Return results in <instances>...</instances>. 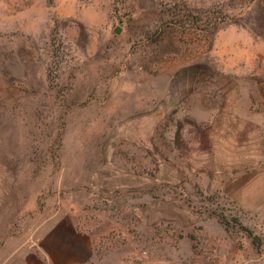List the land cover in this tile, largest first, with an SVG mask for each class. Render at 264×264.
<instances>
[{
	"label": "rangeland",
	"instance_id": "obj_1",
	"mask_svg": "<svg viewBox=\"0 0 264 264\" xmlns=\"http://www.w3.org/2000/svg\"><path fill=\"white\" fill-rule=\"evenodd\" d=\"M61 220L88 264H264V0H0V264Z\"/></svg>",
	"mask_w": 264,
	"mask_h": 264
},
{
	"label": "crops",
	"instance_id": "obj_2",
	"mask_svg": "<svg viewBox=\"0 0 264 264\" xmlns=\"http://www.w3.org/2000/svg\"><path fill=\"white\" fill-rule=\"evenodd\" d=\"M93 241L71 222L58 221L42 231L41 242L22 256L26 264H88Z\"/></svg>",
	"mask_w": 264,
	"mask_h": 264
},
{
	"label": "water",
	"instance_id": "obj_3",
	"mask_svg": "<svg viewBox=\"0 0 264 264\" xmlns=\"http://www.w3.org/2000/svg\"><path fill=\"white\" fill-rule=\"evenodd\" d=\"M117 33H119V31H117Z\"/></svg>",
	"mask_w": 264,
	"mask_h": 264
}]
</instances>
